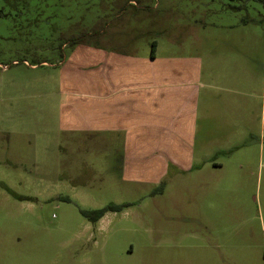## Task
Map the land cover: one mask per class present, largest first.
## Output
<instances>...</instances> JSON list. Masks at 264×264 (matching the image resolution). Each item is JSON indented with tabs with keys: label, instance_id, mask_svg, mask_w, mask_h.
Returning <instances> with one entry per match:
<instances>
[{
	"label": "rangeland",
	"instance_id": "obj_1",
	"mask_svg": "<svg viewBox=\"0 0 264 264\" xmlns=\"http://www.w3.org/2000/svg\"><path fill=\"white\" fill-rule=\"evenodd\" d=\"M93 26L86 46L238 60L246 100L211 161L126 182L102 141L64 134L60 39ZM0 264H264V0H0Z\"/></svg>",
	"mask_w": 264,
	"mask_h": 264
},
{
	"label": "crops",
	"instance_id": "obj_2",
	"mask_svg": "<svg viewBox=\"0 0 264 264\" xmlns=\"http://www.w3.org/2000/svg\"><path fill=\"white\" fill-rule=\"evenodd\" d=\"M213 53L202 47L167 57L79 44L57 66L60 128L69 137L102 141L99 149L116 153L115 168L126 182H154L199 160L203 166L213 159L215 121L229 119L246 100L238 60L219 66ZM41 64L33 67L48 65Z\"/></svg>",
	"mask_w": 264,
	"mask_h": 264
},
{
	"label": "trees",
	"instance_id": "obj_3",
	"mask_svg": "<svg viewBox=\"0 0 264 264\" xmlns=\"http://www.w3.org/2000/svg\"><path fill=\"white\" fill-rule=\"evenodd\" d=\"M98 29L93 28L91 27L90 29H82V30H73L69 35H66L64 38H61L60 40V45H63L65 44L67 46V44H69L70 48L72 47H75L77 45H79V43H85L86 42V39L85 37L86 36H89V35H94L95 33H97ZM61 34H66V33H61ZM154 46V45H153ZM60 47V46H59ZM45 62V60L43 59H36L35 62L32 63V65H42L41 63ZM128 204L125 203H121V204H118V203H108L107 205L103 206V207H99V208H96V209H80V213L86 217L90 222H97L100 218L103 217V215L106 213V212H109V211H113V212H116V211H119L121 210L123 207H126Z\"/></svg>",
	"mask_w": 264,
	"mask_h": 264
},
{
	"label": "flooded vegetation",
	"instance_id": "obj_4",
	"mask_svg": "<svg viewBox=\"0 0 264 264\" xmlns=\"http://www.w3.org/2000/svg\"><path fill=\"white\" fill-rule=\"evenodd\" d=\"M91 223H93V222H91ZM93 224H95V222Z\"/></svg>",
	"mask_w": 264,
	"mask_h": 264
}]
</instances>
